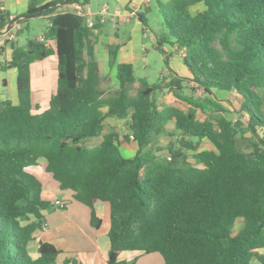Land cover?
<instances>
[{
  "label": "trees",
  "instance_id": "obj_1",
  "mask_svg": "<svg viewBox=\"0 0 264 264\" xmlns=\"http://www.w3.org/2000/svg\"><path fill=\"white\" fill-rule=\"evenodd\" d=\"M73 2L28 0L16 16L17 35L29 18L43 16L50 23L44 40L11 42L12 58L2 66L17 69L18 103L0 95V264H84L50 242L36 256L28 250L52 204L30 170L41 159L60 189L90 208L95 229L102 224L96 203H109L107 264H136L120 258L129 250L160 253L164 264H264V0H157L166 30L157 34L158 49L166 64L165 44L182 50L190 77L171 69L167 82L141 78L136 93L134 65L117 63L118 46L110 47V65L119 87L101 86L93 42L99 23L89 27L83 16L58 11ZM150 9L138 13L144 27ZM10 18L0 8V32ZM53 54L57 90L47 109L34 112L31 65ZM186 82L206 95L235 92L246 120L214 113L219 103L195 97ZM165 89L188 109L161 107L156 96ZM108 118L125 121L128 132L107 131ZM171 121L178 146L159 155L152 139ZM96 137L98 145L85 144ZM132 138L137 150L126 157L119 144ZM204 139L215 148L198 151ZM187 151H195L194 162Z\"/></svg>",
  "mask_w": 264,
  "mask_h": 264
},
{
  "label": "crops",
  "instance_id": "obj_2",
  "mask_svg": "<svg viewBox=\"0 0 264 264\" xmlns=\"http://www.w3.org/2000/svg\"><path fill=\"white\" fill-rule=\"evenodd\" d=\"M47 1H50V0H46V2ZM73 1L74 2L71 4H62L58 8V11L59 12H64V11L74 12V9H75L74 5L79 1L85 4L86 10L90 11L92 17L97 16L103 6L108 7L109 13L111 15L118 16V19L116 22L108 21L107 23L99 24V28L94 30L95 37H93L94 54H95L96 60L99 63V70H100V75L102 78L101 86L106 90H115L119 87L118 80L116 79V82L114 81L112 84H109L104 81V76H103V73H110L111 71H113L116 74V71H117L116 65L115 66L110 65V47L111 46L119 47L117 49V60H116L117 63H132L134 65V68L141 65V63L147 59L146 53L148 51L147 45L144 43V38L150 37L154 42L157 43L158 35L152 32L151 30H150L151 33L147 32V30L149 29L147 27H144L142 21L140 20L138 16V13L143 12L147 9H150L152 5L150 2L144 3L143 0H73ZM96 3H98V5ZM0 8L7 10L11 14V16L21 15L25 13L28 8V0H0ZM200 8H202V6H200ZM121 9L123 10L121 11ZM133 11H136L137 14L133 15ZM107 24H111V26L114 28V36L110 35L111 30L107 27ZM98 32L99 34H97ZM43 33L40 36H38L36 39L43 36ZM14 42H17V39H15ZM48 42L53 49L56 48L55 40L51 39V40H48ZM12 43L11 42L8 43L5 47L2 48V51L0 52V95L2 96V98L9 99L14 104H17L18 103L17 69L12 68V67L8 68L7 70L2 69V66L7 61H10L12 58V54L14 50ZM169 47L182 52V50L178 49L176 46H173L171 44H165L164 49L167 51L169 63L166 64L167 69H164L163 71L164 72L169 71L170 73V70L172 69L178 75L190 77V73L186 65L184 66V69L182 70L179 69L178 71L175 69V67L173 66L171 62L172 58L170 56V52L168 51ZM53 56H56L57 58V55L53 54L43 60H37L34 63H32L31 74H32L33 67L36 63L42 64V65H39V68L41 72L43 73V75L47 72L50 65H52V67L53 66L58 67V59L55 62V59H53ZM146 63L148 64L147 61ZM146 66H147L146 68H148V65ZM4 71L7 72V76L3 75ZM143 78H147V77H143ZM186 83H189V82H186ZM190 84H192V86L194 85L192 82H190ZM43 87L44 86H42L41 88ZM54 93L55 92H53L52 94ZM38 96L40 97V100H41L42 98H44V92L40 91ZM32 99H33V92H32ZM36 106L39 107V104H37ZM104 110L106 111L107 108H104ZM113 119L115 118H108L107 123L110 124L111 120ZM171 122L174 123L173 121ZM96 138H99V137H96ZM126 157H130V156H126ZM43 163H45V160ZM31 172L33 171L31 170ZM33 173L43 183V193H42L43 197L55 205V201L57 200V198H55L56 194L50 191L48 184L50 183L54 184L59 190L60 187H59L58 181H56L53 178L52 174L49 172H33ZM62 191L68 192V197L63 201L64 205L65 203L71 205L73 203L72 200H74L73 191L71 190H62ZM96 209H97L98 216L101 217L102 219V215L106 213L108 210L110 211V206L108 207L107 202L98 201L96 203ZM45 211L46 210L43 211V215L45 216V222L48 224V229L38 230L34 233V239L29 243V246H28V250L32 255L34 256L37 255L38 246L41 242H50L54 244L58 249L64 252L63 254L64 257L80 260L84 264H97L93 255L95 251L100 250L106 255L104 264L107 263V253H106V250H104L103 246L109 243V237H108L109 230L108 231L106 230L103 233L102 231L103 230L102 229L103 219H102V224L99 229H95L91 225V210L88 206L86 207V210L81 209L82 216L79 220L78 218H76L75 214L73 215V218L71 217V210L70 208H68L66 212V214H68V217H66L67 218L66 223L73 221L72 223L74 225H78L80 223L79 222L80 220H82L81 223H88L90 226V229L88 231L92 233L90 237L92 239L90 245H86L85 243H82V242L81 244H79L77 241L78 238L76 236L68 237L67 235L70 232H68L66 228L65 230H61V231L56 230V228L53 229L47 215L45 214ZM129 251L135 252V254L133 253L134 254L133 257H135V259L132 258V260H136L137 259L136 256H138L139 254H143V252L141 251H136V250H129ZM125 252H128V251H124L120 255L121 259H124L123 254ZM124 260H128V259L126 258Z\"/></svg>",
  "mask_w": 264,
  "mask_h": 264
},
{
  "label": "rangeland",
  "instance_id": "obj_3",
  "mask_svg": "<svg viewBox=\"0 0 264 264\" xmlns=\"http://www.w3.org/2000/svg\"><path fill=\"white\" fill-rule=\"evenodd\" d=\"M163 2H168V0H162ZM150 3L152 5L151 9L146 12V16L148 18V24L149 27H147L149 30H147L148 33L154 32L155 34L161 35L166 30L162 24L163 18L162 14L159 10V5L157 0H150ZM98 5V3H96ZM123 9H121L122 11ZM94 17V16H93ZM118 19V16H117ZM49 20L46 17H31L28 20L27 27L23 30V32L20 33V35H17V42L20 46H24L28 40L36 39L38 36H40L49 26ZM107 27L111 30L110 35L114 36V28L111 26V24H107ZM127 31V30H126ZM99 34V32L97 33ZM144 43L147 45L148 51L146 53L147 59L144 60L141 65L135 67V75L137 77V83L134 85L132 93H136L138 87L140 84V79L143 77H147L150 83L158 82L159 80H163V82H167L170 80L169 78V71L164 72V69H167L166 62L164 60V56L161 53V51L158 49V45L156 42H154L150 37L144 38ZM168 51L170 52V56L172 58L171 62L176 70L179 71L184 69V54L183 52L179 50H175L173 48H168ZM51 59V58H50ZM53 59H55V62L57 60L56 56H53ZM148 62V64L146 63ZM39 65L36 63L32 70V85H33V102H34V112H41L44 111L49 107L50 103V96L53 92H56L57 85H58V68L57 66L50 65L47 72L43 75L41 72ZM148 65V68H146ZM39 70V71H38ZM3 73V72H2ZM4 76H7V72L4 71ZM104 81L112 84L114 81L116 82V74L111 71L110 73H103ZM44 86L43 88H41ZM46 86V87H45ZM185 90L191 91L195 97L198 98H204V97H211L214 99L219 105L221 106V109H216L217 114L224 115L227 118L231 119L233 122L237 121V119H242V121L246 120V117L243 115L241 111V104H242V98L235 92H215L213 95H206L202 90L198 91H192L191 87L192 84L185 83ZM44 89V90H42ZM44 92V98L40 100L39 92ZM157 102L162 107L164 105H173L177 106L179 108L188 109V105L183 100L178 99L171 91L165 89L163 92H159L157 94ZM39 104V107L36 105ZM210 113V112H208ZM208 114L204 112H199V117L201 119H205ZM110 127L115 128L122 136L128 132V129L126 127L125 121L113 119L111 120L110 124L107 125V131L110 129ZM179 131L175 128L174 123H169L168 126L164 129V131L160 135H155L152 139V144L155 147H161L162 150H158V154H168V148L170 146H178L177 139L179 138ZM246 136H249L248 134ZM101 137L99 138H93L85 141V144L88 146H95L100 143ZM243 143V142H241ZM119 148L121 152L125 156H132L136 153L137 150V144L133 140L126 141L124 139L121 140L119 144ZM215 146L208 140L204 139L201 142L200 148L198 151L203 150H210L214 149ZM195 151H187V153L191 156V161H195L192 156ZM45 159H41L39 161V165L35 168H30L33 172H47L45 169ZM49 189L52 193L56 194V197L58 200H60L62 203L63 201L68 197V192L58 190V188L50 183L48 184ZM73 203L71 205L65 203L63 207H59L54 205L53 203L51 206L45 211V214L47 215L51 226L53 229L56 228V230H65V228L70 232L67 236H76L78 238V243L81 244L85 243L86 245H90L91 243V235L92 233L88 231L90 229V226L88 223H81L82 220H80L78 225H74L71 222L66 223V217H68V214H66L67 209L70 208L71 210V217L73 218V215L75 214L76 218L78 220L82 216L81 209H85V205L82 203L72 200ZM70 206V207H69ZM108 203V207H109ZM107 211V210H106ZM105 211V212H106ZM70 215V214H69ZM103 219V225H102V231L103 233L110 229V211L108 210L106 213L102 215ZM48 225V224H47ZM242 227V222H238L235 226V231H238ZM97 232V231H95ZM94 235V233H93ZM100 235V234H99ZM98 235V236H99ZM66 236V235H65ZM80 241V242H79ZM260 254H264V249L258 250ZM135 254L134 251H128L123 254L124 259L132 260L133 255ZM94 258L97 262V264H104V261L106 259L105 253L99 251L94 252ZM136 264H164L163 256L160 253H151V254H139L136 256ZM257 259L255 258L253 260V264H257ZM107 264V263H105Z\"/></svg>",
  "mask_w": 264,
  "mask_h": 264
},
{
  "label": "built area",
  "instance_id": "obj_4",
  "mask_svg": "<svg viewBox=\"0 0 264 264\" xmlns=\"http://www.w3.org/2000/svg\"><path fill=\"white\" fill-rule=\"evenodd\" d=\"M143 1H144V3L150 2V0H143ZM74 8H75L74 12L76 14L83 16L86 19V22H87L89 27H94L97 23L104 24V23H107L108 21H112V22L117 21V16L111 15L109 13L107 6H103L101 8V11L95 17H92L90 11L86 10L85 4L82 2L78 1L74 5ZM134 14H137V12L133 11V15ZM10 20H11V22L8 23L7 25H5L3 29H1V32H0V48H3L8 43L15 41V39L17 38L18 30L21 27L19 20L16 18V16H11ZM39 39L44 40V37L41 36ZM55 205L59 206V207H63L64 203H62L60 200L57 199L55 201ZM47 229H48V225H47V223H45L43 225L42 230H47Z\"/></svg>",
  "mask_w": 264,
  "mask_h": 264
}]
</instances>
